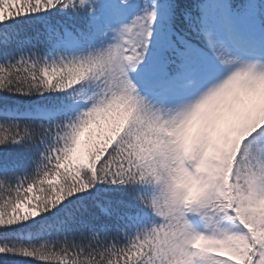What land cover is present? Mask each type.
Wrapping results in <instances>:
<instances>
[{
    "label": "snow or ice",
    "instance_id": "1",
    "mask_svg": "<svg viewBox=\"0 0 264 264\" xmlns=\"http://www.w3.org/2000/svg\"><path fill=\"white\" fill-rule=\"evenodd\" d=\"M0 264H264V0H0Z\"/></svg>",
    "mask_w": 264,
    "mask_h": 264
}]
</instances>
